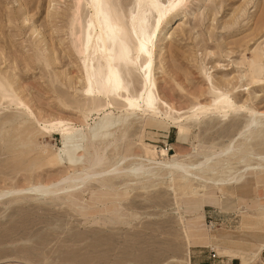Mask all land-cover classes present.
Listing matches in <instances>:
<instances>
[{
    "label": "rangeland",
    "instance_id": "obj_1",
    "mask_svg": "<svg viewBox=\"0 0 264 264\" xmlns=\"http://www.w3.org/2000/svg\"><path fill=\"white\" fill-rule=\"evenodd\" d=\"M172 5L0 0V192L80 172L92 145L105 150L101 168L149 167L104 180L110 188L89 179L0 195V264H199L190 252L200 244L264 264L261 249L247 254L264 235V170L253 168L264 156V114L244 135L249 110L219 108L264 112V0ZM231 141L230 159L204 172L236 175L223 185L157 165L196 163ZM210 209L230 222L211 228Z\"/></svg>",
    "mask_w": 264,
    "mask_h": 264
},
{
    "label": "bare ground",
    "instance_id": "obj_2",
    "mask_svg": "<svg viewBox=\"0 0 264 264\" xmlns=\"http://www.w3.org/2000/svg\"><path fill=\"white\" fill-rule=\"evenodd\" d=\"M137 18H135L134 25L133 26H138V22L139 21L137 20ZM176 22H177L176 23L177 25L180 24V18L179 19L177 18ZM136 30H137V32H139L138 29H136ZM116 31H118V29H116ZM140 32H142V30ZM115 50H116V53L114 54V58L117 59V60H121L122 57H123V52H124V50H126V48H124L122 45L116 44ZM140 52H142V50H141V43L138 46L134 47L133 54H138ZM219 108L223 112H230V111H234L235 109H247V110H249L250 117L246 120V122H245V124L243 126V129H241V131L238 132L239 134H244V135L245 134L250 135L251 133H253V131L255 130V125L258 123V120L260 119V116L264 114V112H262V111H256V110L251 109L248 106L246 107L244 105H234V106L228 105V106H224V107L222 106V107H219ZM204 112L205 111H203L202 113H204ZM171 121L177 122V120H171ZM246 138H247V136H246ZM88 142L91 143L92 141L91 142L88 141ZM92 149H93V152L91 154V157L90 158H87L85 160V161H87V165L84 166L83 169L80 172H73L70 177L60 178L58 180L59 182H57V183L54 182V183L50 184L49 187H46V188L44 186L35 185L34 184V185L22 187V188H14V189L13 188L12 189L10 188L8 190L6 189L7 191L0 192V195L2 196V194H4V193L18 194V193H21L23 191H26V192L27 191H29V192L30 191H33V192H39V193L47 194V193H54V192L57 193V191L63 190V189H67V190L68 189H71V190H74L76 188L82 187L84 185V182L87 181V180H89V179L94 180L96 182L97 181L100 182L99 184H101V186L103 185V186L106 187L108 185L107 188H110L109 187L110 184H105L104 180H107V179L110 180L109 178L119 177V175L122 174V173H129V172H135V171H137V172L138 171H146V170L149 169V167H144L143 165H142L143 167H141L139 169L136 166H132L130 164L127 165V166H121L119 164V165H117V166H115L113 168H110V167L105 168V167H103L104 168L103 169L101 167H102V164H104L103 162L106 161L105 160L106 159V153H104L105 150L103 151L101 149H98L94 145H92ZM154 150L156 152H158L160 154V156H164L165 155V153L160 148L158 150H156V149H154ZM235 150H237V147L231 141V142H229V144L225 145L224 148H221L220 150H218L216 152H213V153H210V154H204L203 155V158L200 161L196 162V163H192L191 164V163H186V162H184L182 160H179V159L177 160V159H167L166 158V159H160L157 162V165H158V167H165V168H167V171L169 173H172V171L174 172V170H176L177 172H180L182 174H185V176H186V174H188V175L189 174H192L193 176L195 175L198 178H202L203 180H206V182H209V181H212L214 183H217L218 182V183H221L223 185V184H226L227 182L234 181L237 178L236 175H234L232 173L228 178H225V179H220V180H215V179L212 180V179H210L209 180V179H207L204 176V172H206V170H211V171L217 170L219 168V162H218L217 159H219L222 155H227V158H225V160L228 161L230 159V156L233 154V152ZM242 151L244 152V150H242ZM125 158L126 157L124 156L123 159H125ZM144 159L150 160L148 157L147 158H144ZM257 159H258V161L260 163L257 162L256 165H253L254 166L253 168H257L259 170H264V156H260L259 155V156H257ZM260 160L263 161V163ZM151 162H154L153 161V158H152V161ZM134 163L136 164V162H134ZM140 163H138V164H140ZM165 168H162V170L163 169L165 170ZM159 169L161 171V168H159ZM160 174H162V173H160ZM146 176L148 177L150 175H146ZM67 178H68V181L67 182L65 181L66 183H64V184L61 183V181H64ZM124 183H126V182H124ZM263 245H264V237L257 243V245L254 248L250 249V252H247V254H249V258H248L249 260L248 261H251L252 259H255L258 256L259 249H261V251L264 249V246ZM252 246H253V244H252Z\"/></svg>",
    "mask_w": 264,
    "mask_h": 264
},
{
    "label": "crops",
    "instance_id": "obj_3",
    "mask_svg": "<svg viewBox=\"0 0 264 264\" xmlns=\"http://www.w3.org/2000/svg\"><path fill=\"white\" fill-rule=\"evenodd\" d=\"M213 202H217V201L213 200ZM219 228L221 229V227H217L218 230H219ZM263 237H264V235L259 239V241ZM225 238H226L225 235L222 234L221 236L219 235V237L213 238V240L221 241L222 239H225ZM259 241H257L256 243H258ZM195 248L196 249H192L190 252V260L192 262H195V263L211 264V262L215 261V260H220V261L224 260V261L228 262L229 264H241L242 263L241 256L240 257L231 256V254H230L231 257H229L227 254H219L218 252H216L215 246H213L212 244H200V245H196ZM227 248H229V247H227ZM211 250L216 252V255L218 256L219 259H217V258L211 259L209 257ZM229 250H231V249H229ZM220 251L222 252V250H220ZM260 254H261V258H262L261 260H262V262H264L263 250L260 252Z\"/></svg>",
    "mask_w": 264,
    "mask_h": 264
},
{
    "label": "built area",
    "instance_id": "obj_4",
    "mask_svg": "<svg viewBox=\"0 0 264 264\" xmlns=\"http://www.w3.org/2000/svg\"><path fill=\"white\" fill-rule=\"evenodd\" d=\"M229 222L230 220L227 217V215L224 212H221L220 210L210 209L206 213L205 223L211 226V228L213 229L221 225L226 226ZM263 253H264V249H263ZM209 257L211 259L218 258V256L216 255V252L213 250H211Z\"/></svg>",
    "mask_w": 264,
    "mask_h": 264
},
{
    "label": "snow or ice",
    "instance_id": "obj_5",
    "mask_svg": "<svg viewBox=\"0 0 264 264\" xmlns=\"http://www.w3.org/2000/svg\"><path fill=\"white\" fill-rule=\"evenodd\" d=\"M180 3V0H176V5H172V6H178ZM131 103V102H130Z\"/></svg>",
    "mask_w": 264,
    "mask_h": 264
}]
</instances>
